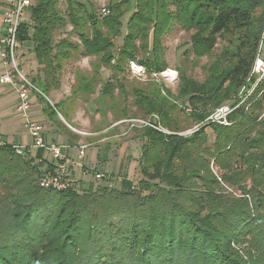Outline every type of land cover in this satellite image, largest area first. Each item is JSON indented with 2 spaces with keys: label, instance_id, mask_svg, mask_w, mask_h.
<instances>
[{
  "label": "trees",
  "instance_id": "1",
  "mask_svg": "<svg viewBox=\"0 0 264 264\" xmlns=\"http://www.w3.org/2000/svg\"><path fill=\"white\" fill-rule=\"evenodd\" d=\"M107 6L108 15L100 17L91 0H33L30 23L19 25L16 40L31 43L41 79L30 81L39 89L40 80L41 93L59 88L66 63L80 52L98 67L80 74L78 86L83 82L85 96L99 87L96 102L104 106L120 92L130 61L149 75L168 69L162 40L174 24L193 32L184 54L195 59L212 53L218 39L230 46L218 55V65L205 68L201 81L178 68L175 94L156 85L133 89L139 119L156 115L171 132L138 127L146 142L136 183L44 189L38 166L0 145V264H264V77L231 112L229 126L208 123L215 134L211 146L201 124L222 103L238 104L239 90L255 83L250 73L263 0H134L121 45L115 40L130 0H108ZM67 26L69 32L56 41ZM100 67L111 74L104 83ZM175 111L199 128L189 136L174 134L180 132ZM120 112L117 120L136 116L125 106ZM218 180L243 197L225 199ZM232 244L245 252L243 259Z\"/></svg>",
  "mask_w": 264,
  "mask_h": 264
},
{
  "label": "rangeland",
  "instance_id": "2",
  "mask_svg": "<svg viewBox=\"0 0 264 264\" xmlns=\"http://www.w3.org/2000/svg\"><path fill=\"white\" fill-rule=\"evenodd\" d=\"M91 1L96 5L97 15H99L100 17L108 15V0ZM11 2L4 10V13L9 9L8 7L10 6ZM59 3L60 5H62L63 0H59ZM133 6L134 0H130L129 10L121 17L120 34L115 40L116 45H121L123 42V38L126 34V23L134 10ZM102 8L107 9L108 13L106 15H103L101 13ZM261 10L263 15L262 23L259 24V26L255 27L259 31V43L257 47L256 58L258 57L260 60H264V2L263 8ZM259 15V12H257L255 15L256 22L259 19ZM30 20L29 10L25 9L20 16V21L27 24L30 23ZM69 30V26L62 29L59 32V35L55 37V40L58 41L63 38L65 34L69 32ZM192 33L193 32H187L183 28H180V26L177 24L172 25L171 30L167 32L162 40L165 48L164 60L165 63H167L168 69L158 74L152 73L151 75L146 73L145 70V74H143L142 76H133L129 68L125 69L124 74L120 76L122 82V91H116L114 93V99L106 101V103H104V106L103 101L100 100V107L96 102V98L100 93L99 87H97V90L94 94L85 96L80 89L81 87H79L82 86L83 82H81L79 86V83L77 82L78 78L81 79V75L89 76L94 70L97 69V60H95V58L84 57L83 54H80V52H75L72 59H70L66 63L63 74L60 78L59 88L51 89L50 93H45V96H47V98L49 99L50 104L56 106L59 114H61L63 119L66 120V122L71 125V128L75 130V132L73 133L79 137H83V144H87V147L89 146L88 144L93 143L94 145L89 148H86L85 145H82L86 148V150H84V157L80 161L79 159H77V163L79 162L77 165V167L79 168V173L82 172L85 175V178L83 180L84 182L92 184L94 188H97L106 180H108L105 178L100 180L95 179L94 177L96 175V172L99 171L103 172L107 176H110L109 180H111L110 182L113 183L112 186L115 187L118 185V183H115L116 181H118L116 179H120V181L125 179L131 180L133 181V183H136V181L139 179V162L142 155V148L146 141L140 136L138 127H130L131 123L127 122L129 120L126 119V122L117 124L124 119L117 120V116H115L114 114L119 115L121 113L120 108L122 109L125 106L130 114H136V116L131 119H139L142 116L137 113L136 108L133 104V89L140 88L149 90L151 87L156 85L175 94L178 84L176 72L178 68H182L186 76H189L197 81H201L206 76L205 68H208L213 64L218 65V55L224 48L230 46V44H228L227 41L218 39V42L212 53H210L208 56L195 59L189 53L188 55L186 53L184 54V52H188V49L190 48V36ZM225 39L229 40L230 38L226 36ZM71 41L74 43H78V40L74 35L71 36ZM15 54L16 62L20 70H22L23 73L26 70L28 73L25 72L24 74L29 80H31L33 78V76L31 75V73L33 72L31 71V68H33V66L35 65L33 63L31 65L30 63L31 58L34 55L32 53L31 46L28 44V41L21 42L17 40ZM149 60L152 61L151 56L149 57ZM223 67L224 65H222L221 69H223ZM98 73L100 74V79L103 83L106 82L111 76L110 71L108 69H105L104 67H100ZM39 83L41 84L40 80ZM78 87L80 90L78 89ZM55 99L64 100L60 105H57L58 103H55ZM116 100H119L120 104H118ZM182 101L184 102L183 106H188V104L185 103L187 102V100ZM229 103L233 102L229 100L222 103L220 106ZM242 104L244 105V103ZM214 111L215 109L211 113H213ZM187 112H190L189 109H187ZM174 116L180 128V132L174 133L176 135L189 136L199 128V123L197 124L192 119L184 117L180 112L175 111ZM208 123L209 122L205 119L201 124L202 127L206 129V145L211 146L215 142V134L211 129L208 128ZM156 125L160 129L158 131L165 134L171 133L167 130H163V127H161L160 124L156 123ZM70 133L71 132H68V134L71 136L72 134ZM112 136H116V140L111 142L109 141V139H112ZM88 138L91 139L89 140ZM99 147H103L104 150V153L100 158V161L104 165V167L101 166L103 169L100 170L97 167L99 161L98 154L100 153ZM82 166L85 167L84 172ZM109 169L111 170V172H109ZM212 171L217 174V167H212ZM218 181L221 187L220 191L221 189H223L224 193L228 194L225 199H229V201H232L233 199H239L243 197L241 191L238 190V188H231L225 185L221 180ZM245 185L247 189L246 191H248L250 189V184L245 183ZM246 191H243L245 195H247ZM232 246L234 247V249H238L236 245L232 244ZM237 251L239 253L238 255L241 256L240 258L243 259L242 256L244 257L245 252L239 249Z\"/></svg>",
  "mask_w": 264,
  "mask_h": 264
},
{
  "label": "built area",
  "instance_id": "3",
  "mask_svg": "<svg viewBox=\"0 0 264 264\" xmlns=\"http://www.w3.org/2000/svg\"><path fill=\"white\" fill-rule=\"evenodd\" d=\"M33 0H14L11 7L4 13L2 24L3 32L0 36V46H4V50H0V59L7 67V69L0 75V85H11L18 93V102L16 106V111L26 119V128L33 139V147L41 149L46 152V154L56 162L55 169L51 174H43L38 180V185L44 189H52L55 191H65L72 186V182L67 176V165L66 158L64 157L61 147L55 144H47L44 142L43 136L41 134L42 126L38 123L31 122L28 120V110L30 106L29 92L36 91L39 96L44 98L48 103H50L47 96L40 92L31 81L26 77V75L20 70L16 62V35L18 27L20 25V16L22 12L30 7ZM264 2V0H263ZM101 13L106 15L108 13L107 9L102 8ZM128 68L133 76H142L145 74V69L135 61H130L128 63ZM250 76L256 78L255 83L250 89L244 86L239 90L238 96L236 97L235 103H229L220 106L211 113L206 121L209 123H215L221 126H229L230 122L228 120L231 112L237 108V106L245 103L254 93L256 85L264 77V60L256 58ZM249 76V77H250ZM126 121H122L123 123ZM127 122L131 123V126L145 127L150 126L156 130H160L158 126L154 125L158 123V118L152 115L147 120L133 119ZM71 130L75 132L74 129L68 126ZM162 130V129H161ZM0 145L1 142H0ZM17 155H23V149L19 146H11ZM85 146H80L78 149V159H82L84 155ZM96 179H100L101 175L96 174Z\"/></svg>",
  "mask_w": 264,
  "mask_h": 264
},
{
  "label": "crops",
  "instance_id": "4",
  "mask_svg": "<svg viewBox=\"0 0 264 264\" xmlns=\"http://www.w3.org/2000/svg\"><path fill=\"white\" fill-rule=\"evenodd\" d=\"M12 1V2H11ZM11 2L10 6L13 4L14 0H0V36L3 32V24H2V16L4 10ZM8 7V8H9ZM25 23V22H21ZM31 46V43L28 42ZM4 46H0V50H4ZM31 65L32 63L35 65L31 68V75L33 78L39 77L41 79V75L37 74V64H35L34 56L31 58ZM7 69L4 65L2 60L0 59V75ZM22 71V70H21ZM23 72V71H22ZM26 73H28L25 70ZM24 72V73H25ZM30 72V71H29ZM40 89V83H36ZM50 93V91H49ZM30 97V106L28 110V120L34 123L40 124L43 128L41 130V134L43 136L44 142L47 144H55L61 147V151L66 158V165H67V176L72 182V186L74 189H82V188H89L92 184L84 182L85 175L81 172L79 173V168L77 167V159H78V149L79 146L85 145L82 142L83 137H79L75 135L73 130L69 127L71 125L63 119L61 114H59L56 106L53 104L47 103L44 98L39 96L36 91L29 92ZM64 99H55V103L60 105ZM18 102V93L16 89L11 85H0V142L2 145L8 146H19L23 149V157L27 159H31L33 164L38 166L40 174H51L55 169L56 162L52 160L45 151L41 149H37L33 147V139L29 134L26 128V119L23 118L17 111L16 106ZM53 102V101H52ZM50 104V105H48ZM117 124H122L118 122ZM73 129V128H72ZM66 130V131H65ZM165 130V129H163ZM107 131V130H105ZM71 132V136L68 134ZM104 132V131H100ZM114 137V138H113ZM116 136H112V139L109 141H114ZM85 139V138H84ZM89 140L91 138H88ZM86 140V139H85ZM85 145L86 148L94 146L92 144ZM85 148V150H86ZM100 148L99 161L97 167L103 169L104 165L101 163L100 158L104 153L103 147ZM85 153V152H84ZM84 157V155H83ZM82 157V159H83ZM81 159V160H82ZM102 166V167H101ZM83 167V172L85 171V167ZM109 172L111 170L109 169ZM96 174H100L102 178H110L103 172H96ZM96 179V177H94ZM99 179V180H100ZM115 183L118 185L112 186L113 183L110 181H105L101 184V186H108L111 188L119 189L120 188V179H116ZM81 185V186H80ZM94 187V186H93Z\"/></svg>",
  "mask_w": 264,
  "mask_h": 264
},
{
  "label": "bare ground",
  "instance_id": "5",
  "mask_svg": "<svg viewBox=\"0 0 264 264\" xmlns=\"http://www.w3.org/2000/svg\"><path fill=\"white\" fill-rule=\"evenodd\" d=\"M167 75H172V74H167ZM173 78V77H172Z\"/></svg>",
  "mask_w": 264,
  "mask_h": 264
}]
</instances>
